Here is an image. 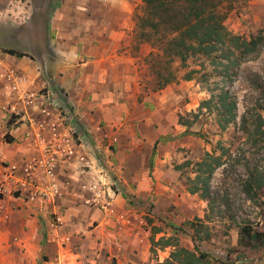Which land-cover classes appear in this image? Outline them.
Segmentation results:
<instances>
[{
	"label": "rangeland",
	"instance_id": "374dc122",
	"mask_svg": "<svg viewBox=\"0 0 264 264\" xmlns=\"http://www.w3.org/2000/svg\"><path fill=\"white\" fill-rule=\"evenodd\" d=\"M60 3L61 0H0V57L7 55L4 50L8 49L36 60L55 56L50 44L55 35L50 24ZM220 8L225 13V28L246 41L258 36L264 28V0H226ZM142 11L143 6L137 9L135 17ZM135 24L133 51L138 59L130 81L135 84L136 94L135 106L129 105V117L135 118L138 125L127 126L124 121L114 124L113 120L117 119L106 120L104 114H96L91 133L85 131L81 138L80 130H70L69 142L74 151L71 157L76 153L77 144L85 141L83 148L88 147L95 153L97 164L104 166L105 178L85 173L83 170L88 167L85 161H79L72 169L73 184L68 185L63 181L65 176L59 175L58 162L56 176L60 180L61 195L54 206L39 207L19 199L11 179L0 173V264H57L55 256L45 249L46 245L51 248L57 244L76 255L65 259L64 264H156L160 255L168 259L173 250V247H163V242L157 243L161 237H171V244L197 249L210 258L264 264L262 249L237 245L241 224L249 222L256 230L264 229V188L257 202L248 200L243 192L249 172L256 166L260 170L264 164V136L252 137L246 142L242 131L246 127L242 123L244 115L251 132L264 121V33L257 52L238 65L198 55L182 65L177 59L168 62V57L161 55L156 37L150 42L143 41L137 20ZM238 56L235 51L234 57ZM16 69L23 72L25 66L15 67L0 60L1 79V74H8L6 78L11 82L10 76ZM192 70L195 72L187 80ZM159 74L172 81L161 87L159 83L163 80ZM30 83L34 85V79ZM21 84L22 88L26 86L23 79ZM32 91L37 96L46 89L37 87ZM221 91L227 92L236 104L235 119L225 129L220 127L223 120L219 115L218 95ZM9 106L6 104L3 111L10 121L15 117L8 112ZM61 117H65L64 111ZM54 122L58 121L52 114L46 119L38 117L36 123L41 134L38 137L45 142L52 140ZM58 131L64 132L61 126ZM32 132L34 148L37 133L34 129ZM125 136L141 139L139 144L143 146L141 152L134 150L132 158L131 171L136 170V176L123 177L124 169L114 168L119 161L118 143ZM206 153L222 156V164L210 178L214 201L211 210L199 193H190L196 187L192 180L202 174L196 164ZM158 157L164 159L160 163L164 178L160 183L174 190L159 200L153 193L156 185L151 174ZM12 164L19 163L2 160L0 169ZM126 186L132 191L140 187L147 195L137 197L122 192L126 205L114 204L119 210L122 207L123 211L132 210L130 214L135 212L140 216L148 233V245L133 247V251L127 248L119 261L110 257L115 227L103 219L109 217L107 213L110 214L112 207L109 188L121 193ZM24 244L27 247H18Z\"/></svg>",
	"mask_w": 264,
	"mask_h": 264
},
{
	"label": "crops",
	"instance_id": "0c3cea01",
	"mask_svg": "<svg viewBox=\"0 0 264 264\" xmlns=\"http://www.w3.org/2000/svg\"><path fill=\"white\" fill-rule=\"evenodd\" d=\"M142 6L143 0H61L50 24V29L55 35L50 40L55 56L47 55L39 60L30 56L18 58L9 54L0 57L2 62L8 61L15 67L25 66L23 72L16 69L14 75L10 76L13 77L10 79L11 82L6 78L8 74H1L0 161L7 159L24 164L30 159L34 150L31 142L32 130L40 134L36 122L38 117L46 119L42 113L44 109L49 110L58 121L54 123L60 124L65 132L80 130L81 138L85 131L92 132L95 124L93 117L96 114H104L106 120H111L110 117L117 119L113 120L114 124L124 121L123 124L127 126L138 125L135 118L129 117V109L135 106L136 94L135 84L130 81L135 74L138 59L133 51L136 44L135 15L137 9ZM22 79L26 83L23 88ZM33 79L35 84L31 85L30 81ZM14 82L16 83L13 84ZM11 84L14 86H10ZM37 87L46 89V92L35 96L32 89L36 90ZM29 94L34 95L31 101L26 99ZM156 96L160 97L159 94ZM8 103L15 105L19 115L25 120H21L19 115H14L15 119L9 121L3 111ZM131 103L133 105L129 107ZM57 111L60 112L59 115L64 111L65 117L60 118ZM71 117L74 121L70 120ZM99 118L101 119L102 116ZM66 120L69 122L67 123ZM6 134L11 142L4 139ZM66 134L69 136V133ZM120 141L116 152L119 161L114 168H123V177L136 176L137 171L134 170L135 173L131 171L132 158L135 154L134 150L138 152L143 150V146L139 144L141 139L125 136V138L121 137ZM83 142L77 144L73 157L61 160L58 165L59 175L65 176L63 181L67 184H73L72 169L75 164H79V161H85L88 167L87 170L80 168V171L83 170L94 177L105 176L102 174L104 166L97 164L95 153L87 149L88 147L84 149ZM161 161H164L161 157L156 159L151 172L156 185L153 193L158 195L157 200L174 191L171 186L160 183V180L164 179ZM109 191L111 197L109 204L112 207L110 214L107 213L109 217L106 216L103 222L110 221L115 227L114 247L110 257L121 261L119 258L122 259L126 255L127 248L132 250L139 245L142 247L148 245L146 238L148 233L143 227L140 216L135 212L130 214L132 210L123 211L122 207L119 210L115 204L126 205L123 193H133L137 197H144L147 193L142 192L140 187L132 191L128 186L124 187L121 193L112 188H109ZM99 226H101L100 220ZM22 240L25 241V238ZM58 245H51V248L49 245L45 246L50 255L55 256L57 264H64L65 259L76 256L65 247ZM18 247L21 249L27 247V244ZM132 253L137 255L135 252Z\"/></svg>",
	"mask_w": 264,
	"mask_h": 264
},
{
	"label": "trees",
	"instance_id": "16d2710c",
	"mask_svg": "<svg viewBox=\"0 0 264 264\" xmlns=\"http://www.w3.org/2000/svg\"><path fill=\"white\" fill-rule=\"evenodd\" d=\"M226 0H143L142 14L135 17L137 26L140 29L139 36L146 42H150L153 38H157L155 42H159L161 55L168 57V62L177 59L180 64L184 65L190 57L203 56L217 59H225L230 65H238L248 56L257 52L258 45L263 41L261 33L246 41L240 36L232 34L224 26L225 13L221 11L222 5ZM159 37V38H158ZM235 51L239 54L235 56ZM5 53L21 58L28 56L22 52L13 49L4 50ZM49 53V51H47ZM218 53V54H217ZM215 55V56H213ZM192 70L187 74L186 79L190 80ZM162 77L161 87L171 82V78ZM227 92L221 91L218 95V103L220 104L219 115H222L220 127H225L235 119V101L228 96ZM202 107H205L202 105ZM70 120H73L72 117ZM242 131L246 135V142H250L252 137L264 136V121H261L256 131L251 132L247 128V117L242 118ZM186 127H189L184 123ZM84 137V136H83ZM4 139L7 142L12 140L6 134ZM222 164V156H212L208 153L202 161L196 164L197 169L202 172L192 181L196 185L190 190L191 194L199 193L203 200H206L209 209H213V199L210 191V178L214 170ZM264 169V164L261 169ZM259 170L258 166L252 168L245 180L244 193L248 200L257 202L263 193L264 188V170ZM200 184L198 187L197 185ZM237 245L244 246L251 250L262 249L264 251V229L256 230L252 224L247 222L241 224L238 232ZM171 237H161L157 243L163 242V247H173L169 258L164 262L156 264H247V262L227 260L222 261L217 258H210L205 253L195 250H189L177 246L176 243L171 244Z\"/></svg>",
	"mask_w": 264,
	"mask_h": 264
},
{
	"label": "built area",
	"instance_id": "2783aa9c",
	"mask_svg": "<svg viewBox=\"0 0 264 264\" xmlns=\"http://www.w3.org/2000/svg\"><path fill=\"white\" fill-rule=\"evenodd\" d=\"M15 88V87H14ZM34 95L29 94V101L33 100ZM10 105L8 112L12 115H19L17 107ZM42 113L47 117L49 110H42ZM60 116V115H59ZM21 120H25L23 116H19ZM55 123L51 124V131L53 132L52 140L45 142L44 138H39L41 134L35 137L37 148L36 153L24 164H12L2 166L0 173L11 179V185L14 193L19 199L25 200L29 204H39V207L55 205L61 195L59 181L56 176L58 162L66 158H70L74 151L70 145V138L66 134L69 132H59ZM34 153V152H33ZM1 191V190H0ZM165 253V252H164ZM166 255L159 256V262L165 261Z\"/></svg>",
	"mask_w": 264,
	"mask_h": 264
}]
</instances>
